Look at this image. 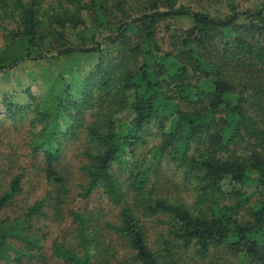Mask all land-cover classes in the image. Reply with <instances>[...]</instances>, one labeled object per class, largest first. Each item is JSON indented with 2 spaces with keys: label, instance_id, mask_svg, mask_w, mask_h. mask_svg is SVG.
<instances>
[{
  "label": "trees",
  "instance_id": "1",
  "mask_svg": "<svg viewBox=\"0 0 264 264\" xmlns=\"http://www.w3.org/2000/svg\"><path fill=\"white\" fill-rule=\"evenodd\" d=\"M227 6L229 13L215 15L180 0H0L6 41L0 72L26 60L97 57L80 76L42 74L51 80L41 99L29 87L22 90L25 100L7 93L0 103L8 119L29 117L41 125L33 151L43 152L45 177L64 197L63 143L80 134L91 144L84 152L83 197L103 186L122 203L127 194L117 169L126 174L132 194L118 222H106L131 254L117 264H188V252L264 264V0L254 9L241 10L235 0ZM179 18L192 25L172 28L169 21ZM89 110L97 117L86 122ZM148 133L159 143L134 158L138 146L150 143ZM163 161L193 179L192 204L151 192L152 172L158 174ZM23 178L18 173L6 186L0 183V260L9 259L10 250L20 260L21 252L41 245L32 220L45 214L44 199L14 219L1 218L24 191ZM143 217L165 226L158 248ZM75 218L83 254L63 243L55 244L57 253L76 264H114L86 218ZM214 258L212 264H220Z\"/></svg>",
  "mask_w": 264,
  "mask_h": 264
},
{
  "label": "rangeland",
  "instance_id": "2",
  "mask_svg": "<svg viewBox=\"0 0 264 264\" xmlns=\"http://www.w3.org/2000/svg\"><path fill=\"white\" fill-rule=\"evenodd\" d=\"M262 1L235 0L241 10L258 8L261 6ZM180 3L189 5L193 10L206 11L215 15H226L230 12L227 0H180ZM169 23L174 29H186L192 25V20L179 18L172 19ZM3 36L4 34L0 28V45L6 44ZM96 60L95 54L78 53L60 59L45 58L23 61L11 69L9 73L6 71L0 72V100L2 94L16 93V99L23 101L26 94L22 90L25 91L29 87L36 97L41 99L48 88L46 82L51 80H44L42 74L45 73L54 77L60 71L64 73L75 71V74L80 76ZM8 117L5 108L0 103V183L6 186L16 174L24 173V191L17 196L11 205L2 211L1 218L14 219L22 215L27 207L41 199L45 200V214L32 220L34 225L32 233L40 239V247H35L31 252H21L20 260H16L17 252L10 250V258L0 260V264H76L71 260H67L63 255H59L55 248L56 243H63L79 255L83 254L84 247H81L78 238L79 224L75 218L76 213L85 217L88 225L92 227L91 230L97 234L105 257L111 259L114 264L121 260H128L131 254L126 248V243L106 225L107 221L118 222L120 209L124 201L129 199L132 194L129 187L130 180L127 179L126 174L117 169V177L123 187L122 190L127 194L122 203H114L105 193L103 186L94 190L89 197H83L81 186L86 174L82 167L88 162L84 152L90 149L91 144L87 140L86 134H80L78 138L66 140L63 143L64 148L59 168H62L66 175L68 193L64 197L61 193L65 192L60 191L53 182L45 177L43 152L35 153L33 151V135L39 132L41 125L30 124L29 117H25L23 120L20 118L10 120ZM96 117V114L92 115V111L89 110L84 115V121L89 122ZM60 123L61 129L67 127L61 119ZM121 131H125L124 126H122ZM146 136L150 143L145 147L138 146L134 158H143L151 147L159 143V137L149 133ZM124 158L132 160L133 156L126 154ZM192 182L193 179L189 181L182 169L176 168L173 163L163 161L159 165V173L152 172L149 188L151 192L165 196L172 202L192 204L196 198L189 186ZM3 190V188L0 189V195ZM58 199H62V201L60 202ZM143 221L149 229L150 244L152 246L156 244V248H158V241L162 239L166 231L165 226L158 222L157 217H143ZM15 244L19 249L24 245V243L18 241ZM213 258L210 256L201 259L195 256L194 253L189 252L185 256L188 264H212ZM214 259L215 261L218 260L220 264L237 263L235 258L217 257Z\"/></svg>",
  "mask_w": 264,
  "mask_h": 264
}]
</instances>
